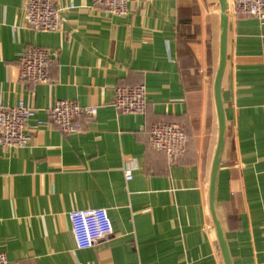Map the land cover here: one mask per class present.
<instances>
[{"label": "crops", "instance_id": "obj_1", "mask_svg": "<svg viewBox=\"0 0 264 264\" xmlns=\"http://www.w3.org/2000/svg\"><path fill=\"white\" fill-rule=\"evenodd\" d=\"M26 1L0 0V104L24 102L37 111L32 124L60 100L99 112L81 134L50 125L28 148H0V252L20 264H225L209 207L219 0H130L125 16L53 0L58 33L33 30ZM31 47L57 53L50 84L20 81ZM137 85L146 114H121L115 90ZM222 99L218 213L233 264H264V22L230 18ZM165 123L189 138L174 161L150 147L152 127ZM97 208L108 209L113 235L77 250L68 214Z\"/></svg>", "mask_w": 264, "mask_h": 264}, {"label": "built area", "instance_id": "obj_2", "mask_svg": "<svg viewBox=\"0 0 264 264\" xmlns=\"http://www.w3.org/2000/svg\"><path fill=\"white\" fill-rule=\"evenodd\" d=\"M130 0H93L95 7L114 16L128 13ZM230 18L246 17L264 22V0H227ZM28 25L37 32L58 33L61 26L60 10L53 0H27L24 6ZM73 9V6L70 7ZM57 53L39 47L24 50L19 57L20 81L31 82L34 87L50 84L51 71ZM113 106L121 114L145 115L148 108L145 85L115 90ZM97 106L82 107L74 101H56L48 109V119L32 124L37 111L24 102L16 106L0 104V148L22 149L31 146L33 132L41 127L55 125L63 134L84 132L82 119H93L98 115ZM186 129L175 123L153 126L150 132L152 150L165 153L171 161L186 153L188 145ZM127 181L132 180V171L125 172ZM71 232L77 250L91 249L113 235V224L108 209L97 208L69 212ZM0 264H20L11 261L0 252ZM139 264V263H134Z\"/></svg>", "mask_w": 264, "mask_h": 264}, {"label": "water", "instance_id": "obj_3", "mask_svg": "<svg viewBox=\"0 0 264 264\" xmlns=\"http://www.w3.org/2000/svg\"><path fill=\"white\" fill-rule=\"evenodd\" d=\"M220 3V59L214 81V98L216 103V110L218 116L219 133L216 152L212 163V171L210 178V189H209V207L210 213L213 219L216 236L220 250L222 252L225 264H233L228 244L226 241L224 229L220 220V216L217 209L216 192H217V179L218 171L220 168L222 155L224 152L226 134H227V123L225 109L222 99V84L228 62V31L230 16L228 13V2L227 0H219Z\"/></svg>", "mask_w": 264, "mask_h": 264}]
</instances>
